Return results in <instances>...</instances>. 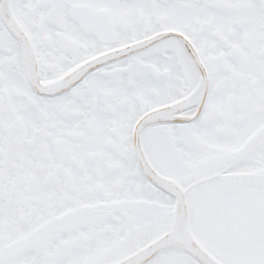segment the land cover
I'll return each mask as SVG.
<instances>
[{"label": "snow or ice", "instance_id": "obj_1", "mask_svg": "<svg viewBox=\"0 0 264 264\" xmlns=\"http://www.w3.org/2000/svg\"><path fill=\"white\" fill-rule=\"evenodd\" d=\"M0 264H264V0H0Z\"/></svg>", "mask_w": 264, "mask_h": 264}]
</instances>
